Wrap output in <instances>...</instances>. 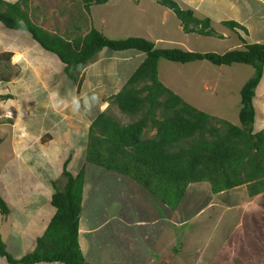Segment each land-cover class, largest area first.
<instances>
[{
  "label": "trees",
  "instance_id": "trees-1",
  "mask_svg": "<svg viewBox=\"0 0 264 264\" xmlns=\"http://www.w3.org/2000/svg\"><path fill=\"white\" fill-rule=\"evenodd\" d=\"M78 1L90 13L91 6L110 0ZM156 1L175 13L186 32L223 37L212 26L210 17L200 18L193 9L182 8L176 0ZM29 6L30 0H0V22L7 28L29 32L44 49L55 53L78 89L79 72L104 48L135 51L143 54L144 59L122 89L109 98L121 112L137 118L123 123L108 110L95 116L89 125L84 164L73 173L68 169L70 157L64 162L65 184L58 188L54 182L51 203L56 210L45 231L37 237L35 247L20 251V255L13 253V244L9 247V239L4 240L0 232V261L4 264H87L80 243V219L88 166L137 182L170 210L178 208L190 183L209 182L214 193L229 191L244 183L248 184L251 197L264 192V128L254 130V97L264 74V42H249L240 32L243 46L224 53L158 47L144 36L111 38L86 15L82 27L89 26L88 31L82 34V27H76L73 37H65L34 22ZM222 23L232 30L241 28L244 33L248 32L235 19H225ZM161 58L181 63L207 60L215 65H253V75L240 90V124L195 107L165 86L158 76ZM148 129L155 130L152 136H145ZM9 212V204L0 193V213L7 216Z\"/></svg>",
  "mask_w": 264,
  "mask_h": 264
},
{
  "label": "rangeland",
  "instance_id": "rangeland-1",
  "mask_svg": "<svg viewBox=\"0 0 264 264\" xmlns=\"http://www.w3.org/2000/svg\"><path fill=\"white\" fill-rule=\"evenodd\" d=\"M176 1L182 8L193 9L200 18L210 17L212 26L223 36V33H225L227 37L203 36L195 32H186L181 26V21L178 20L175 13L170 9H168L170 19L164 18L166 21L163 24L157 20L150 21L149 19V22L144 21V18L141 21L140 19L139 21L134 20L135 16L142 17L146 13L141 12L138 15V10H133L130 6L131 2L129 1L124 2L125 5L130 6L128 8H121L119 0H111L107 4H96L97 6L94 7L93 11L90 10L92 14L89 11L87 13L91 15L94 26L111 38L120 39L132 35L144 36L146 38L154 36V39H149L152 41L158 40L156 42L154 41L158 47H178L197 52L224 53L241 43V40L238 38L240 32L247 38V41L251 42L253 39L255 41L257 39L264 40V5L256 0ZM31 5L33 7H39L37 14L40 24L47 28H52L55 24L54 31L55 28L57 30V27H60L58 31H61L65 37H73L77 33V28L82 27L84 15L90 18V15L86 13L87 10L78 0H32ZM154 15L158 18L162 16L158 11H154ZM223 18L236 20L246 18L249 23L243 22L242 20L244 19L240 23L245 25L247 29H249L248 24L252 26L249 37L241 28L232 30L223 25L220 22ZM166 22L168 23L166 24ZM0 25L6 28L2 23ZM89 28V26L84 29L82 27L81 33H86ZM165 33H167L166 39L161 37ZM30 37V39H33L31 35ZM34 42L37 48L42 50L44 54L52 53L54 55L53 59L55 61L58 60L53 52L44 49L37 41L34 40ZM134 53L138 52L134 51ZM126 54L127 52L113 51L108 48L101 50L93 60L96 63L93 64L91 70L97 69L98 81L101 80V83L99 84L96 80H92V86H90L89 91H86L84 86L81 85L79 93L76 91L73 98L77 104L75 105V102L71 109L66 106V109L58 110L53 105L50 106L47 94L41 92L38 96L43 101L39 106L36 104L34 109L38 116L43 117L40 118L41 120L39 122L34 121V113H31L32 115L26 117L22 122L17 123L16 126L4 122L9 119L2 117L1 119L4 120L0 121V153L2 152L1 154H3L13 149L18 151L20 149L19 145L26 144L27 142L26 140H22L27 139L25 134L29 135L31 132L36 133L39 131V133H46L43 140L47 138L50 142V147L55 148L54 158H58L59 155L62 160L65 157V152L71 148L73 151V167L75 164H78L77 170H79L84 164V151L88 141L89 125L100 111L108 110L109 113L113 114L123 123L131 122L137 118L121 112L117 105L111 103L109 99L111 95L122 89L130 75L133 74L144 59V56L140 53L135 54L136 57H128ZM60 65L64 66L65 70V64L60 61ZM1 66L2 62H0V81L3 80L4 70H6V74L12 72V69H3ZM53 70L60 72L57 68ZM83 70L78 74L81 84L84 78ZM158 71V76L165 86L172 89L188 103L192 105L198 104L201 110L229 120L234 124H240V90L243 84L253 75L255 71L253 65L247 63H233L231 66L225 64L215 65L207 60L181 63L161 58L158 62ZM106 74L108 76L110 75L108 78L110 82L106 81ZM64 75L61 74L60 78L64 77ZM96 83L98 85H95ZM3 87L4 83L0 82V89ZM29 93L31 92L25 91L22 94H25L27 97ZM258 95H260L259 92ZM18 99L17 102H19ZM15 103L16 101L13 98L10 104ZM256 105L259 114V99ZM21 107L18 106V108ZM19 113L25 115L22 110ZM77 118L81 120L77 121ZM19 128H22L23 131L22 139L18 137ZM12 130H17L14 140H11ZM154 132V129H148L145 132V136H152ZM40 145L41 141L37 140L32 148L41 150L39 148ZM17 156L16 153L14 158L17 159ZM91 167L95 166H90L89 169ZM59 170L60 166L57 167L56 174H58ZM60 176V179L65 180L63 173ZM244 184L248 186L247 183ZM241 187L237 189L236 195L242 196L245 187ZM187 189L186 196L191 199H188V203L184 204L181 201L178 206L180 209H183L185 213L182 215L187 219V224L183 227L185 233L187 232V240L185 235L182 234L184 243L178 239L181 242L178 245V250L180 248L178 251L179 254L176 253L174 258L170 260V263L169 260L166 262L167 264H264V243L263 245L259 244L257 242L260 238L249 236L261 234L257 230L255 231L248 227L257 225L263 230L264 221L263 219L256 220L254 217L247 219L245 216H242L253 214V212L260 209L259 206L249 210L244 206V203L238 204L235 201V205H233L228 192L214 193L209 182L190 183ZM192 200H195L197 203H192ZM254 201L263 204L264 195H261ZM161 208L163 207H160V210ZM163 210L161 211L166 212ZM191 215L192 218L190 219ZM0 227V232L3 238H5L4 240H7L6 230L9 227V222L7 221V217L1 213ZM96 231L107 241L105 229H96ZM169 231L170 229H164L162 235L157 236L155 248L159 252L152 251L149 242L144 244L148 249L145 252V256H142L143 260L135 258L133 261H129V255L132 254L128 251V247L124 246L126 244L124 242L122 244V251L118 253V256L116 252V263L163 264L157 258L158 256L166 257L175 253V249L170 251L171 248L168 247V243L171 241ZM99 239L103 247H105L106 244L103 238ZM175 241L177 243V239ZM7 242L9 241L7 240ZM80 243L82 250L85 252L87 264H112L108 249H105L103 253H99V258H96L95 252L92 250L93 243L87 242L85 239H81ZM87 245H90L92 248ZM31 246L33 249V244ZM31 246L29 244L25 245L23 251L31 248ZM15 252L13 251V253ZM147 252H149L148 257H146ZM123 253L128 255V258L122 261L121 257ZM0 262H2L0 264H4L3 260Z\"/></svg>",
  "mask_w": 264,
  "mask_h": 264
},
{
  "label": "crops",
  "instance_id": "crops-1",
  "mask_svg": "<svg viewBox=\"0 0 264 264\" xmlns=\"http://www.w3.org/2000/svg\"><path fill=\"white\" fill-rule=\"evenodd\" d=\"M6 1L16 2L18 0ZM128 1L131 2L130 6L133 10H138V15L141 12L146 13L145 15H142V17L135 16L134 20L139 21L140 19L141 21V19L144 18V21L149 22V19L150 21L157 20L163 24L166 21L164 18L170 19L168 8L162 6L156 0H119L121 8L124 9L130 7L124 3ZM256 1L264 5V0ZM31 2L32 0H30L29 12L34 22L51 32H58L63 35L61 31H58L60 27H57V30L55 28L54 31L55 24L52 28H47L38 22L39 16L37 11L39 7H33ZM96 6L97 5L91 6V10L93 11ZM154 11L160 12L162 16L159 18L156 17ZM91 19L92 17L90 16V20ZM223 20H225V18L221 19L220 22ZM241 20L249 23L246 18L237 19L239 22ZM168 22H166V24ZM248 27L247 36L249 37V34L252 31V26L248 24ZM6 28L0 25V62H2L1 67L3 69L9 68L12 69V72L6 74V70H4L3 80L0 81L4 83V87L0 89V121L4 120L1 119L2 117L8 118L9 120H5L4 122L16 126L17 123L22 122L26 117L32 115L31 113H34V121L39 122L41 120L40 118L43 117L38 116L34 109L36 104L39 106L43 101L38 96L41 92L47 94L50 106L53 105V107L58 110L66 109V106L71 109L76 102L73 99L75 92L78 91L79 93L80 88L77 89L76 84L69 79L64 70V66L60 65V59L58 56L53 53L58 58V60L55 61L52 53L44 54L42 50L37 48L34 40L30 39L31 34L29 32ZM223 34V37L226 38L227 35L225 33ZM161 37L166 39L167 33L163 34ZM149 38L154 39V36ZM244 38L247 40L245 36ZM154 41L156 42L158 40ZM240 42L241 43L237 44L235 47L243 46V42ZM251 42H264V40L257 39L255 41L253 39ZM126 55H128V57H133L134 53L128 51ZM95 63L96 61L91 62L83 70L84 78L81 85L84 86L86 91L90 90L92 80H96L99 84L101 83V80L98 81L97 69L91 71L92 66ZM54 68L60 70L61 73L55 72L53 70ZM55 73L56 75H54ZM61 74H65L64 77L60 78ZM109 76L107 74L105 75L107 82H110L108 80ZM98 83L95 85H98ZM259 87H261L260 91ZM25 91L31 93L26 97L25 94H22ZM258 92L260 95H258ZM13 98L16 103L10 104V101ZM17 98H19V102H17ZM258 99L259 114L256 105ZM76 104L77 102L75 105ZM18 106L22 107L18 108ZM194 106L200 108L198 104H195ZM254 106L256 109L254 130L259 131L264 128V74L256 89ZM21 110L24 111L25 115L19 113ZM78 120L81 119L77 118V121ZM11 133V140H14L16 138L15 135L17 134V130H12ZM45 135L46 133H39V131L36 133L31 132L29 135L25 134L27 139H22L21 136H23V131L22 128H19L18 137L19 139L26 140V144L19 145L20 149L18 151L13 149L12 151L3 154H1L2 152L0 153V193L6 198L10 207V214L6 216L7 221L9 222V227L6 230L7 238L10 242V244L8 243V246L11 247L13 244V251H16L19 255L22 253L20 251H23L25 245L29 244L31 246L33 244V248L35 247L37 237L44 232L50 219L54 215L56 208L51 203V196L55 190L54 182L59 188L64 186L65 180L60 179V174L63 173L64 162L68 157H70L68 169L73 173L78 171V164H75L73 167V151L71 148L65 152V157L62 160L59 155L58 158H54L55 148L50 147V142L47 138L43 140ZM37 140L41 141L39 147L41 150H35V148H32ZM16 153L18 155L17 159L14 158ZM59 166L60 170L58 171V174H56L57 167ZM89 167L90 166L87 168L84 188V205L80 219V238L93 243V248L90 245L87 246H90L95 252V257L99 258V253H103V251L105 252V249H108L112 264H114L117 262L116 252L118 256V253L122 251V244L125 242L126 244L124 246H127L128 251L132 254L129 255V261H133L135 258L143 260L142 256H145V252L148 249L144 244L149 242L151 244V250L154 252L158 251L155 248L157 236H161L164 229H170V238L173 242L170 241L168 247L171 248L170 251L175 249V253L166 257H157L163 264H167L166 262L168 260L170 263V260L173 259L176 253L180 250V248L178 250V245L181 242L184 243L183 235H185L187 240V232L185 233L183 228L187 224V219L182 215L185 213L183 209L178 207L176 210H170L155 199L137 182L130 179H124L121 175L98 167H91V169H89ZM241 186L245 187V191L242 193V196L238 194L236 195L235 193L237 192V189L239 187L242 188ZM241 186L226 191L231 197V203L233 205H235V201H237L238 204L244 203V206L249 210H252L253 207L259 206L260 209L253 212V214L242 216H245L247 219H252V217H254L256 220L263 219L264 221V203L261 204L260 202L254 201L256 198L264 195V192L260 195L251 197L247 185L244 184ZM188 199L191 198H188L185 194L182 204L188 203ZM191 202L195 204L197 203L195 200H192ZM160 207H163L161 210L164 209L163 211H166L167 213L162 212ZM191 218L192 215L190 216V219ZM248 227L255 231L257 230L261 234L249 236L260 238L257 243L263 245L264 224L263 230L257 225ZM96 229L106 230L107 235L105 237L107 238V241L104 240V237H102ZM99 238H103V241L106 244L105 247H103ZM175 239H177V243ZM178 239L181 240V242H179ZM14 246H17V248H14ZM31 249L32 246L25 250L27 251ZM148 254L149 252L146 253V257H148ZM127 256L128 255L123 253L121 257L122 261L123 259L128 258Z\"/></svg>",
  "mask_w": 264,
  "mask_h": 264
},
{
  "label": "clouds",
  "instance_id": "clouds-1",
  "mask_svg": "<svg viewBox=\"0 0 264 264\" xmlns=\"http://www.w3.org/2000/svg\"><path fill=\"white\" fill-rule=\"evenodd\" d=\"M60 61H61V60H60ZM61 62H62V61H61ZM85 151H86V149H85ZM77 172H78V171H77ZM64 177H65V181H66V176H64ZM58 188H59V187H58ZM54 207H55V206H54ZM9 214H10V212H9ZM9 214H8V215H9ZM8 215H7V216H8ZM53 216H54V215H53ZM53 216H52V217H53ZM51 219H52V218H51ZM51 219H50V221H51ZM50 221H49V222H50ZM48 225H49V223H48ZM48 225H47V226H48ZM46 228H47V227H46ZM44 231H45V230H44Z\"/></svg>",
  "mask_w": 264,
  "mask_h": 264
}]
</instances>
